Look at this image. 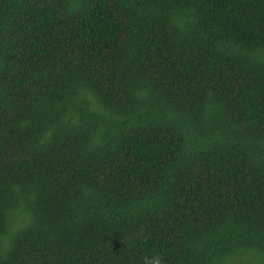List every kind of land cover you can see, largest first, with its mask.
<instances>
[{"label": "trees", "instance_id": "16d2710c", "mask_svg": "<svg viewBox=\"0 0 264 264\" xmlns=\"http://www.w3.org/2000/svg\"><path fill=\"white\" fill-rule=\"evenodd\" d=\"M264 264V0H0V264Z\"/></svg>", "mask_w": 264, "mask_h": 264}, {"label": "clouds", "instance_id": "9594fccd", "mask_svg": "<svg viewBox=\"0 0 264 264\" xmlns=\"http://www.w3.org/2000/svg\"><path fill=\"white\" fill-rule=\"evenodd\" d=\"M143 264H163V260L159 255H152L145 257Z\"/></svg>", "mask_w": 264, "mask_h": 264}]
</instances>
